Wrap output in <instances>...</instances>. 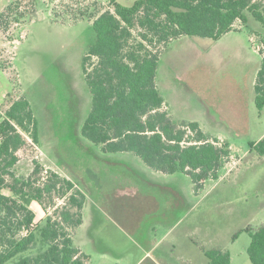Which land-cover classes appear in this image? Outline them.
<instances>
[{
	"label": "rangeland",
	"instance_id": "374dc122",
	"mask_svg": "<svg viewBox=\"0 0 264 264\" xmlns=\"http://www.w3.org/2000/svg\"><path fill=\"white\" fill-rule=\"evenodd\" d=\"M112 1L0 0V116L15 99L30 102L39 127L35 153L44 167L38 185L52 184L51 172L73 182L88 201L92 232L101 215L97 205L106 208L105 199L125 174L144 177L138 170L143 163L136 156L105 154L81 133L92 103L83 59L95 40L92 23L114 10ZM248 19L247 25L236 22L234 31L218 41L181 37L160 47L156 78L164 109L174 123L196 122L214 144L230 148L218 179L207 180L194 202L188 191L191 178L178 174L179 180H186L178 185L195 205L187 220L213 223L221 236L217 248L230 250L232 264H252L251 239L245 230L264 227V156L250 147L264 139V113L256 108L254 91L264 53V27L251 14ZM31 158L16 167L18 177L29 178L34 169ZM43 202V207L31 205L36 223L58 217L68 207L55 192ZM94 264L119 263L94 260Z\"/></svg>",
	"mask_w": 264,
	"mask_h": 264
},
{
	"label": "trees",
	"instance_id": "16d2710c",
	"mask_svg": "<svg viewBox=\"0 0 264 264\" xmlns=\"http://www.w3.org/2000/svg\"><path fill=\"white\" fill-rule=\"evenodd\" d=\"M128 1L125 5L113 0L114 10L92 23L95 40L83 59L92 103L81 133L105 154H133L155 172L187 175L198 193L207 180L218 179L230 148L214 144L196 122L179 126L172 121L156 83L160 47L181 37L218 41L234 31L236 22L247 25L248 14L264 27V4L260 0ZM254 91L262 114L264 53ZM0 140V264H87L89 257L73 239L83 222L86 197L55 172H51L52 184L38 185L44 170L35 153L39 127L26 98L16 100L0 116ZM250 147L264 156V139ZM30 157L31 175L18 177L16 167ZM54 192L67 200L68 207L58 217L36 223L31 205L43 207L45 196ZM245 231L251 239V263L264 264V227ZM205 254L209 264H231L229 251Z\"/></svg>",
	"mask_w": 264,
	"mask_h": 264
},
{
	"label": "crops",
	"instance_id": "0c3cea01",
	"mask_svg": "<svg viewBox=\"0 0 264 264\" xmlns=\"http://www.w3.org/2000/svg\"><path fill=\"white\" fill-rule=\"evenodd\" d=\"M7 93L2 94L4 103ZM138 165L143 179L125 174L120 185H115L105 199L106 208L97 205L101 215L93 232L86 199L83 222L73 239L81 253L89 257L87 264H94V260L119 264H209L207 251L230 252L227 248L219 249L221 246L217 243L221 236L213 223L194 221L191 217L187 220L195 208L192 202L200 196L194 184L188 190L191 202L179 189L178 183L185 181L186 184L185 178L179 180L180 173L165 175L144 163ZM114 181L119 182L117 177ZM80 231L83 233L81 245L77 243Z\"/></svg>",
	"mask_w": 264,
	"mask_h": 264
}]
</instances>
